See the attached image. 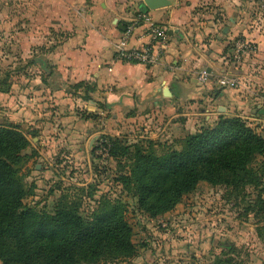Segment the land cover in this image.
Returning a JSON list of instances; mask_svg holds the SVG:
<instances>
[{
	"label": "rangeland",
	"instance_id": "1",
	"mask_svg": "<svg viewBox=\"0 0 264 264\" xmlns=\"http://www.w3.org/2000/svg\"><path fill=\"white\" fill-rule=\"evenodd\" d=\"M238 4L240 10L226 19L227 30L221 32V62L233 63L239 70L235 72L238 92L233 93L238 95L231 110L219 115L244 117L264 138V111H258L264 110V0H238ZM47 5L40 0H0V123L16 124L30 140L22 150L26 160L20 168L28 190L24 204L52 212L65 195L79 203L82 216L105 201L122 204L135 251L92 264H264V202L260 200L264 199V154H257L250 164L259 184L200 180L173 208L150 215L138 205L136 191L122 183L120 176L128 174L130 160L127 155H112V142L118 139L130 149L140 144L158 155L180 148L185 135L168 142L146 138L138 122L124 119L134 108L122 113L120 108H105L102 102L98 110L87 104L72 105L73 97L88 100L91 96L85 89L77 94L71 84L66 91L55 92L59 76L52 54L62 47L51 43L46 48L41 41L49 35ZM32 9H37V18L42 15L36 45L28 38ZM189 12L197 21L227 16L209 0L197 1ZM232 21L236 27L229 31ZM36 57L47 63L35 61ZM237 100H246L248 106L240 108ZM218 116L212 124L201 117L202 125L192 133L213 126Z\"/></svg>",
	"mask_w": 264,
	"mask_h": 264
},
{
	"label": "crops",
	"instance_id": "2",
	"mask_svg": "<svg viewBox=\"0 0 264 264\" xmlns=\"http://www.w3.org/2000/svg\"><path fill=\"white\" fill-rule=\"evenodd\" d=\"M40 1L48 4L45 22L49 34L41 41L46 48L53 43L62 47L52 54L59 76L55 92H64L68 85L79 81L90 88V99L78 95L69 99L72 105L87 104L98 110V103L102 102L105 108H120L122 113L134 108L125 121L138 122L147 133L146 138L168 142L194 132L202 125L201 117L212 124L219 114L230 111L232 99H237L238 94L233 93L238 90L219 87L216 76L236 74L238 70L233 63L221 62L224 56L221 32L228 23L226 19L240 10L238 0H209L222 15H227L222 19L210 15L197 21L192 17L189 10L199 0H185L183 5L171 0L167 6L148 10L155 21L167 30L173 29L159 62L153 66L118 60L111 48L122 32L117 25L139 11L140 0ZM36 10L32 9L30 14L28 38L32 45L39 41L36 31L42 28L37 26L42 15L38 13L41 16L37 18ZM235 27L234 21L228 30ZM137 43L138 40L131 39V45ZM37 58L47 63L41 57L35 61ZM201 65L211 67L204 81L198 78ZM83 89V85L77 87L76 93L81 94ZM235 104L243 109L248 106L246 100H237Z\"/></svg>",
	"mask_w": 264,
	"mask_h": 264
},
{
	"label": "trees",
	"instance_id": "3",
	"mask_svg": "<svg viewBox=\"0 0 264 264\" xmlns=\"http://www.w3.org/2000/svg\"><path fill=\"white\" fill-rule=\"evenodd\" d=\"M81 85L88 92L83 81L71 84ZM200 128L186 134L180 148L158 155L140 144L130 149L118 139L112 142V155L130 160L128 174L120 176L122 183L136 191L138 205L150 215L173 208L200 180L235 186L260 183L250 164L264 154V138L244 117L219 115L213 126ZM29 143L16 124L0 123L1 264H92L132 255L131 226L120 203L105 201L88 216L65 195L52 212L24 204L28 190L20 168L26 160L22 150Z\"/></svg>",
	"mask_w": 264,
	"mask_h": 264
},
{
	"label": "built area",
	"instance_id": "4",
	"mask_svg": "<svg viewBox=\"0 0 264 264\" xmlns=\"http://www.w3.org/2000/svg\"><path fill=\"white\" fill-rule=\"evenodd\" d=\"M123 25L125 28L119 42L114 44L117 49L114 52L115 58L146 66L157 64L168 43L167 27L155 21L147 12L141 11L124 20ZM131 39L138 40V43L131 45ZM207 76L205 70H199V80L204 81ZM216 83L219 87L235 88L239 80L236 74L221 73L216 76Z\"/></svg>",
	"mask_w": 264,
	"mask_h": 264
},
{
	"label": "water",
	"instance_id": "5",
	"mask_svg": "<svg viewBox=\"0 0 264 264\" xmlns=\"http://www.w3.org/2000/svg\"><path fill=\"white\" fill-rule=\"evenodd\" d=\"M170 3H171V0H140L139 11H141V12H147L150 9L164 7V6L169 5ZM117 27H118L119 32L120 31H123L124 28H125L124 25L121 24V23H119L117 25ZM226 30H227V27L225 26L224 29H223V32H226ZM167 32H168V34H172L173 33V29L172 28H168ZM120 36H121V34H118V36L113 41V44H112V47L111 48H112V51H114V52L117 51V49L115 48L114 44H116V43L119 42ZM36 60L39 61V62H42V60L40 58H37ZM201 68L203 70H205L207 73L211 71V67H207L206 68L205 65H201ZM223 71L224 70H222V72ZM210 77H212V76H210ZM95 136L96 135H94L90 139L89 145H88L89 147H90L91 143L94 141Z\"/></svg>",
	"mask_w": 264,
	"mask_h": 264
},
{
	"label": "flooded vegetation",
	"instance_id": "6",
	"mask_svg": "<svg viewBox=\"0 0 264 264\" xmlns=\"http://www.w3.org/2000/svg\"><path fill=\"white\" fill-rule=\"evenodd\" d=\"M196 239H198V236L196 237Z\"/></svg>",
	"mask_w": 264,
	"mask_h": 264
}]
</instances>
